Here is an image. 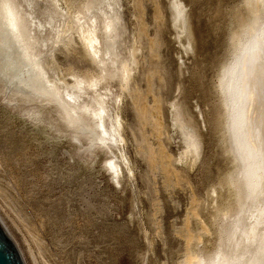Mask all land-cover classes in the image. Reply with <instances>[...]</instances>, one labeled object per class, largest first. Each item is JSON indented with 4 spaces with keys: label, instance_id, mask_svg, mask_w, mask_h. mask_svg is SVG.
I'll return each mask as SVG.
<instances>
[{
    "label": "bare ground",
    "instance_id": "bare-ground-1",
    "mask_svg": "<svg viewBox=\"0 0 264 264\" xmlns=\"http://www.w3.org/2000/svg\"><path fill=\"white\" fill-rule=\"evenodd\" d=\"M226 1L227 19L222 26L213 22L210 71L206 81L203 75L197 82L202 108L197 97H190L196 104L186 101V95L179 97L188 68L184 57L197 51L189 9L195 0L156 3L155 20L161 24L149 48L158 58L155 68H141L147 32L136 15V0H0L3 121L17 119L27 124L26 130H42L31 138L39 142L68 139L78 170L93 171L97 154L103 153L102 168L116 186L124 179L132 186L139 214V168L129 150L132 143L139 145L153 175L163 163L203 171L205 182L200 195L191 197L185 222L171 228L184 243L172 249L157 223L161 214H154L149 218L153 232L143 222L139 227L148 245L141 264L147 253L153 254L155 232L164 253L157 264H264V0ZM162 24L179 58L174 73L159 59L167 49L165 45L161 52L166 39ZM204 57H196L198 68L207 64ZM126 106L134 110L135 123L128 120ZM152 109L163 110L161 122ZM147 125L161 141L156 155ZM205 128L209 154L204 153ZM171 142L177 148L168 153ZM146 180L152 187L150 174ZM180 182L168 177L164 186ZM149 198L158 209L161 200ZM0 221L24 257L9 225L1 216Z\"/></svg>",
    "mask_w": 264,
    "mask_h": 264
},
{
    "label": "rangeland",
    "instance_id": "rangeland-1",
    "mask_svg": "<svg viewBox=\"0 0 264 264\" xmlns=\"http://www.w3.org/2000/svg\"><path fill=\"white\" fill-rule=\"evenodd\" d=\"M137 1L139 0H136V15L142 20L141 27L147 32L144 36L145 61L141 68L153 66L155 68L158 58L157 55L150 53L149 48L152 39L157 37V25L161 24L155 20L156 10L159 7L156 3L163 4L165 0H142L140 4ZM224 1L226 0H195L191 3L192 7L189 6L190 14L193 12L191 26L197 51L191 52L190 57H184L186 66L190 68L186 67L187 72L184 71L181 76L185 91L179 97L181 99L186 95V101H189L190 97H197L201 107L204 103L203 91L200 90L197 82L202 80L200 78L203 75L206 81L210 71L208 64L212 60L216 39L212 28L214 23L216 26H222V22L227 19L223 7L230 4L226 1L223 5ZM124 14H127L126 8ZM133 19L135 20L134 17ZM165 24L159 26L166 36L161 52L165 45L167 49L162 52L159 59L168 63V69L174 73L179 58L174 44L169 41L167 36L170 35L169 29ZM205 47L207 51H203ZM204 54L206 55L204 58L208 59L207 64L203 62L198 68L196 64L200 61H194L196 57L203 58ZM175 80L172 79L171 82ZM147 83L146 74L139 85L142 89H146ZM148 101L152 103L153 93L148 94ZM190 102L194 104L195 101L191 99ZM1 105L0 101V113L3 110ZM125 108L128 120L135 123L134 110L128 106ZM152 110L156 116L155 120L161 122L163 110L160 113L156 109ZM4 121L1 113L0 216L23 247L27 264H141L148 246L140 229L141 224L143 222L153 232L149 218H153L154 214H161L157 223L162 224L165 235L170 238L172 249L175 250L184 243L178 234L171 231V228L173 224L176 227L183 225L191 197L200 195L205 182L201 168L187 172L181 166L163 163L158 165L153 175L148 167V161L138 152L139 145L132 143L129 150L138 162L137 172L141 171L136 172L135 180L140 196L142 216L139 217L140 214L135 212L137 208H134L136 202L133 199L132 186L130 187L125 179L118 186L110 180L101 166L103 153L97 154L93 171L85 168L78 170L77 159L70 157L73 152L68 139L56 141L51 138L39 142L31 138L42 130L31 128L26 130L24 127L27 124L21 125L17 119ZM145 130L149 142L156 149V155L161 143L160 138L157 132L150 134L152 128L149 125ZM204 132V153L209 154L211 144L206 137L207 128ZM132 141L134 142L133 139ZM175 144L177 145L175 142L170 143L168 153L177 148ZM149 174L153 179L152 187L147 185L146 176ZM168 177L173 178L174 182L178 177L181 182L172 183L169 188L165 187L164 182ZM81 184L79 191L77 188ZM124 185L126 190L123 192ZM190 188L194 190L193 193ZM167 189H171L172 192ZM154 196L161 200L158 209L154 208L149 198L154 199ZM154 234L156 241L150 264H157L164 257L161 238L156 232ZM150 254L152 255V252L147 253L146 264Z\"/></svg>",
    "mask_w": 264,
    "mask_h": 264
},
{
    "label": "water",
    "instance_id": "water-1",
    "mask_svg": "<svg viewBox=\"0 0 264 264\" xmlns=\"http://www.w3.org/2000/svg\"><path fill=\"white\" fill-rule=\"evenodd\" d=\"M192 7V4L190 5ZM81 185L77 190L81 189ZM83 188V187H82ZM126 187H122V191H125ZM80 191V190H79ZM150 254L148 264H150L152 256ZM0 264H27L20 249L12 239L9 231L0 221Z\"/></svg>",
    "mask_w": 264,
    "mask_h": 264
}]
</instances>
